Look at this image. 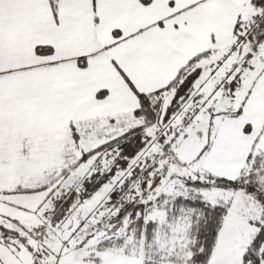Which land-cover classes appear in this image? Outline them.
Instances as JSON below:
<instances>
[{
    "label": "snow or ice",
    "instance_id": "1",
    "mask_svg": "<svg viewBox=\"0 0 264 264\" xmlns=\"http://www.w3.org/2000/svg\"><path fill=\"white\" fill-rule=\"evenodd\" d=\"M0 264H264V0H0Z\"/></svg>",
    "mask_w": 264,
    "mask_h": 264
}]
</instances>
